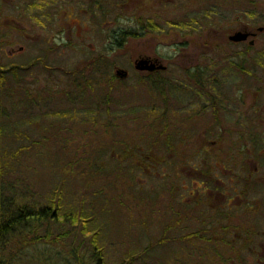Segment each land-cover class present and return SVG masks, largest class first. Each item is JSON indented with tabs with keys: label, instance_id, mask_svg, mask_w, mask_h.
<instances>
[{
	"label": "rangeland",
	"instance_id": "obj_1",
	"mask_svg": "<svg viewBox=\"0 0 264 264\" xmlns=\"http://www.w3.org/2000/svg\"><path fill=\"white\" fill-rule=\"evenodd\" d=\"M37 2L2 0L0 164L5 162L6 174L0 179V203L27 199L40 207L61 188L60 214L70 210L82 214L87 222L75 224V216L60 215L49 239L43 234L47 227H39L35 240L27 234L28 239L23 241L26 255L15 264H96L87 234L95 228L104 249L103 264H122L130 254L137 256L134 264H219L203 253L204 246L210 244L201 238L186 239L208 226L194 219L181 222L176 204L182 193L183 166L175 157L173 162L179 164L171 168L160 149H150V137L153 131L155 136L156 129L148 125L155 122L142 119L155 104L159 113L167 112L170 122L171 109L181 112V107H163L161 96L153 101L133 74L112 81L110 107L105 102L99 105L103 92L91 93L77 86L81 78L72 74L77 73L75 63L82 58H76L69 45L57 54L51 53L43 63L38 61L44 58L43 46L56 38V32L40 28ZM204 6L221 13L213 32H206L209 39L245 21L247 9H252L255 26L264 25V0H211ZM26 33L29 36H24ZM62 36L76 39L72 33ZM263 39L264 34L259 36L257 48L262 47ZM190 40L194 43L198 38L192 36ZM139 47L143 46L133 43L115 50V54L110 51V77L114 65L133 73L129 58L136 57ZM166 53L163 51V55ZM44 64L53 68L47 70ZM12 65L18 67L12 70ZM174 82L181 85V80ZM169 94L167 105L182 104L183 92L177 86ZM136 116L140 118L134 120ZM161 130L162 125L157 131ZM124 140L130 143L125 147L132 152L120 151ZM196 168L208 169L209 163L191 159L187 166L191 180L201 178ZM253 214L259 217L258 228L262 229L264 213L259 210ZM168 223L173 226L163 234ZM258 240H253L255 246L264 241L263 236ZM247 250L241 251L232 264H264V247Z\"/></svg>",
	"mask_w": 264,
	"mask_h": 264
},
{
	"label": "flooded vegetation",
	"instance_id": "obj_2",
	"mask_svg": "<svg viewBox=\"0 0 264 264\" xmlns=\"http://www.w3.org/2000/svg\"><path fill=\"white\" fill-rule=\"evenodd\" d=\"M206 1L211 0H38V21L40 28L56 32L43 46V59L69 45L74 56L82 58L75 63L82 71L72 74L77 78L108 83L110 51L115 54L133 43L143 46L136 57L130 56L133 73L125 69L126 78L133 74L138 85L141 79L151 81L144 86L153 89L160 81L167 90L161 97L163 107H181V112L170 113V129L175 133L177 127V133L166 138V146L160 143L154 149H160L171 168L179 164L173 162L175 157L183 166L176 204L181 222L194 219L209 227L186 239H203L210 244L203 253L219 264H232L247 247H264V241L259 246L253 241L264 238V226L258 228L259 217L253 214L264 213V39L257 48L264 25L255 26L252 9H247L248 21L206 38L221 16L205 7ZM2 6L0 0V12ZM239 31L246 39L230 40ZM62 33L76 39H64ZM192 36L198 41L192 43ZM140 60L157 68L138 69ZM113 69L112 75L121 79L120 67ZM174 85L183 92V102L169 106ZM191 159L209 163L208 169H195L198 180H191L187 170Z\"/></svg>",
	"mask_w": 264,
	"mask_h": 264
},
{
	"label": "trees",
	"instance_id": "obj_3",
	"mask_svg": "<svg viewBox=\"0 0 264 264\" xmlns=\"http://www.w3.org/2000/svg\"><path fill=\"white\" fill-rule=\"evenodd\" d=\"M38 61H45L43 58L38 59ZM45 63V62H44ZM112 62H110L111 66ZM11 69H15L18 66L12 65ZM30 66V65H29ZM91 65H88L90 67ZM45 69L50 70L53 67L47 66V64H44ZM12 69V70H13ZM57 69H60L59 67ZM76 69V68H75ZM77 72L79 71L76 69ZM2 69L0 67V73ZM61 71L65 72H72L69 70H66L64 68H61ZM75 73V71H73ZM118 80L117 77L113 76L111 77V80L109 83L103 84V80H97L92 78H81L80 83L77 84L78 87L81 89H84L85 91L90 90L91 93L96 92H103L102 101L99 103L101 105L103 102L106 103V107H110L111 98H112V92H113V83L112 81ZM74 83H77L76 81H73ZM151 81L141 79V83L139 85H142L148 92V94L155 99V102L159 99V97H166L167 96V90L164 88L165 85H160L157 81L158 85H156V88H148L147 86H144V83H148ZM74 86V85H73ZM160 97V98H161ZM167 101V100H166ZM158 107L154 104L153 107L148 111L147 114H145V117L142 119H150L154 120L155 124L148 125L151 127V130L156 129V134L154 136V131L152 132L153 136H151L150 141V149L154 150V147L157 145H166V138H170L175 133H177L178 128L176 127L175 133L172 132V129H170V122L168 121V114L167 112L159 113L157 110ZM140 117L136 116L134 117V120H138ZM147 123V122H146ZM162 125V130L157 131L158 128ZM168 129L170 131L168 132ZM180 135V133H179ZM144 136L141 137V139ZM139 138V137H138ZM143 140V139H142ZM130 143L127 140L122 141L120 151L124 154H127L129 152V148L127 149L125 146L129 145ZM123 146V147H122ZM119 163H121V160H119ZM5 162L0 164V179L5 178L4 174H6V167ZM132 177V175H131ZM60 190V191H59ZM60 192V193H59ZM58 193L60 194L58 199ZM54 194L52 197L47 198V203L44 205L37 207L34 203L29 202L27 199L20 201H10L6 203H0V264H15L16 261L23 259V256L26 255L25 249L27 246L23 245V241H26L28 239L26 236L27 234H30L34 236L33 238H30V240H35L39 236V227L45 226L47 227L45 229V232L43 233L46 239L48 238V234L50 233V229L53 227L54 223H56L60 215L69 218L71 216H75L77 218L74 223L79 224L81 222H87L84 219V216L82 214H75L74 212H71L70 210H65L64 214H60V211L62 210V203H61V196H62V190L55 189ZM173 224L168 223L163 229L164 233L166 234L170 231ZM87 228V225L84 226ZM88 232V230H87ZM90 243L92 248L91 258L96 262V264H103L104 262V249L98 242V228L93 229L90 231ZM192 232V233H198ZM19 238V240H17ZM164 242V239L161 240V243ZM25 244V242H24ZM25 248V249H24ZM137 258L136 254H130L125 259H123L122 264H134V259ZM79 264H82V262H78Z\"/></svg>",
	"mask_w": 264,
	"mask_h": 264
},
{
	"label": "water",
	"instance_id": "obj_4",
	"mask_svg": "<svg viewBox=\"0 0 264 264\" xmlns=\"http://www.w3.org/2000/svg\"><path fill=\"white\" fill-rule=\"evenodd\" d=\"M246 39V35H243L242 32H235L233 35H231L230 37V40L232 41H242V40H245ZM149 63L146 61V60H140L139 62H137V65L136 67L139 69V68H148V70H155L157 67L155 64H151V65H148ZM160 68V67H158ZM118 75L121 77V78H126L127 77V71L124 70V69H119L117 71Z\"/></svg>",
	"mask_w": 264,
	"mask_h": 264
}]
</instances>
